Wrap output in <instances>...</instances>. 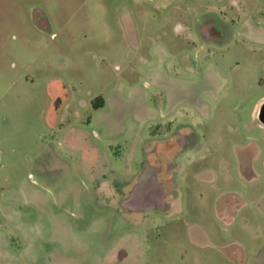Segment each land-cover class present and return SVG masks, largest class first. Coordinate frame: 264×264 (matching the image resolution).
<instances>
[{
	"label": "rangeland",
	"instance_id": "rangeland-1",
	"mask_svg": "<svg viewBox=\"0 0 264 264\" xmlns=\"http://www.w3.org/2000/svg\"><path fill=\"white\" fill-rule=\"evenodd\" d=\"M237 1L0 0V264H264V0ZM149 167L163 202L122 206Z\"/></svg>",
	"mask_w": 264,
	"mask_h": 264
},
{
	"label": "flooded vegetation",
	"instance_id": "flooded-vegetation-1",
	"mask_svg": "<svg viewBox=\"0 0 264 264\" xmlns=\"http://www.w3.org/2000/svg\"><path fill=\"white\" fill-rule=\"evenodd\" d=\"M237 0H229V4H224L222 5V12L225 13V9H234V8H238V4H237ZM224 25V23H223ZM194 33L198 35L197 39L200 42H203V44H211L213 46H221L222 44L230 41V38L227 37H223L222 34H225L229 31V27H227L226 25H224L221 28H218V26H216L215 23L209 25L208 20L205 22H202V25L200 26V28L193 29ZM188 40L190 41H196L195 39H193V37L188 38ZM264 117V114H263ZM150 168V167H149ZM155 171H153L152 175H148L149 179L146 182V189H147V193H145L144 195H146V197L142 196L138 199L135 200V202H137V206H139L138 208H155L157 206V204H160V202H163L161 197L158 196L157 191H160L161 193L163 192L162 188L160 187V185H158V187L154 184L156 182V176H157V171L156 168H153ZM145 171H143L142 173H144ZM134 186V185H133ZM132 186V188H133ZM132 190V189H131ZM130 190V191H131ZM163 194V193H162Z\"/></svg>",
	"mask_w": 264,
	"mask_h": 264
},
{
	"label": "water",
	"instance_id": "water-1",
	"mask_svg": "<svg viewBox=\"0 0 264 264\" xmlns=\"http://www.w3.org/2000/svg\"><path fill=\"white\" fill-rule=\"evenodd\" d=\"M264 103H262L259 111H258V119L262 122H264ZM153 171H155L154 169H150L147 168L146 171L144 172L145 174L141 173L138 177V181L137 183L133 186L132 190L129 192L128 196L124 199L120 200V204L126 208H130V209H136L138 208L139 204H137V202H135V200L141 197L142 192H144V188H146V182L148 181V175H152ZM157 186V183H154ZM146 190V189H145Z\"/></svg>",
	"mask_w": 264,
	"mask_h": 264
}]
</instances>
